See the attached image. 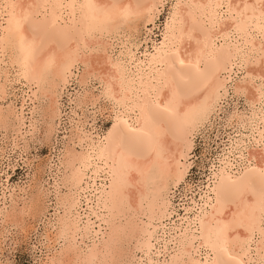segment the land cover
Returning a JSON list of instances; mask_svg holds the SVG:
<instances>
[{
	"label": "bare ground",
	"instance_id": "1",
	"mask_svg": "<svg viewBox=\"0 0 264 264\" xmlns=\"http://www.w3.org/2000/svg\"><path fill=\"white\" fill-rule=\"evenodd\" d=\"M162 5L163 0H0V98L12 73L32 105L45 99L53 112L57 90L67 80L84 87L95 79L101 93L83 101L93 104L103 96L115 110L116 126L102 141L86 152L68 146L58 159L67 194L57 197L62 212L41 264H130L134 251L147 259L153 222L168 208L166 191L186 171L179 159L232 69L242 75L231 79V88L250 107L247 124L263 120L258 105L264 101V0H175L153 52L135 61L126 50L115 54L119 37H133L140 23H152ZM10 115L0 106V129ZM76 138L83 142L80 134ZM260 139L261 132L254 142ZM242 144L230 143L229 154L239 148V163L234 171L227 162L212 174L196 212L173 227L170 252L164 249L160 264H264V155L244 151ZM89 171L93 184L99 179L85 200L94 221L87 216L81 226L72 208ZM22 204L18 211L4 208L2 221L16 225L31 217L33 202Z\"/></svg>",
	"mask_w": 264,
	"mask_h": 264
},
{
	"label": "rangeland",
	"instance_id": "2",
	"mask_svg": "<svg viewBox=\"0 0 264 264\" xmlns=\"http://www.w3.org/2000/svg\"><path fill=\"white\" fill-rule=\"evenodd\" d=\"M172 3L174 4L175 0H163V5L159 7L152 23H140L133 33L134 38L124 35L119 37L117 45H114V53L124 54L126 52L123 50H126L135 61L138 57H147L149 52H153L154 45L160 43L167 21L171 19L169 8L171 9ZM156 4L159 5L160 2L157 1ZM228 73L230 78H225L226 82L224 80L225 89L218 92L207 116L196 125L190 136L188 151L184 153L187 154L183 156L186 160L183 157L179 159L183 167L185 165L186 171L183 168L184 174L181 176L183 178L180 177L178 183L170 185L166 191L168 208L166 207L164 218L153 222L156 231L154 229L149 239L150 247L153 248L149 247L147 259L139 251L132 252L130 264H146L149 260L151 264H160L166 252H170L169 234L173 233V227L183 226L185 218L196 212L198 205L201 204L200 198L207 189L206 186L212 183V174L227 166V162L232 166L231 171H234L239 163L237 157L239 148L229 154L230 143L241 139L242 150L251 149L256 153L259 150L258 153L263 152L264 155V140L260 139L255 143L260 132L264 136V101L258 105L263 113L261 115L263 120L255 121L250 127L247 124L250 107L244 100L245 97L235 94L231 88L233 84L231 79H237L242 75L240 72L235 75L233 69ZM12 77V73L9 74V81L5 82L4 92L0 98V106L10 110L12 114L5 129H0V212L8 211L13 206L18 211L24 201L30 200L33 202V212L30 213L31 217H25L23 222L20 221L16 225L4 223L0 215V264H41L46 254L50 252L48 247H51L49 240L53 237L52 226L57 215H61L62 212L57 206V197L67 194V189L60 185L61 166L58 159L68 146L72 150L74 148L76 152H86L89 144L102 141L104 135L116 126L115 110L111 102L103 96L93 104L83 101V96L86 98L88 95L90 98L91 94L101 93L102 86L98 80H90L82 87L70 78L61 85L63 88L60 86L61 88L57 90L55 95L57 104L54 102L56 107L53 105V112L48 109L49 105L45 99L33 102L36 105L33 111L34 105L27 98L26 88ZM79 134L83 137L81 143L76 138ZM90 169H94V166ZM85 174L88 175L83 177L79 186L84 187L86 183L87 188L77 190L78 201L76 200L72 208L74 215L78 213L79 216L75 217L80 219L77 223L81 226L86 223L87 216L89 222L94 221L92 215H88L86 206L89 202L85 200L90 197L91 187L99 182V179L95 178L94 184L92 183V179L88 177L92 176L90 171ZM90 225L92 226V223L88 226ZM94 227L95 223L92 229ZM77 239L79 242V238ZM192 253L194 258H203L202 252H199V255Z\"/></svg>",
	"mask_w": 264,
	"mask_h": 264
}]
</instances>
